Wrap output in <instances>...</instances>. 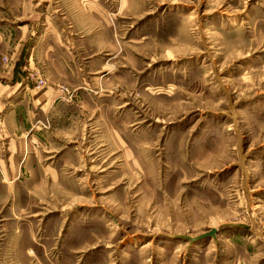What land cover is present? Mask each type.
Masks as SVG:
<instances>
[{
    "label": "rangeland",
    "instance_id": "374dc122",
    "mask_svg": "<svg viewBox=\"0 0 264 264\" xmlns=\"http://www.w3.org/2000/svg\"><path fill=\"white\" fill-rule=\"evenodd\" d=\"M0 264H264V0H0Z\"/></svg>",
    "mask_w": 264,
    "mask_h": 264
},
{
    "label": "water",
    "instance_id": "95a60500",
    "mask_svg": "<svg viewBox=\"0 0 264 264\" xmlns=\"http://www.w3.org/2000/svg\"><path fill=\"white\" fill-rule=\"evenodd\" d=\"M215 233V228H211L207 231H204L196 236H193V237H188L189 240H197V239H200V238H204V237H208V236H213Z\"/></svg>",
    "mask_w": 264,
    "mask_h": 264
}]
</instances>
